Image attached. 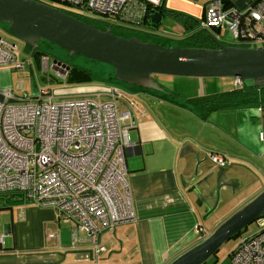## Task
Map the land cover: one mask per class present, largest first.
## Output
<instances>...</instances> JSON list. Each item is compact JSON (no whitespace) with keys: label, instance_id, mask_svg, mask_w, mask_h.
<instances>
[{"label":"crops","instance_id":"obj_1","mask_svg":"<svg viewBox=\"0 0 264 264\" xmlns=\"http://www.w3.org/2000/svg\"><path fill=\"white\" fill-rule=\"evenodd\" d=\"M209 1L162 0L160 11L162 17L180 27L174 36L184 37L195 31L194 25L185 28L164 10L189 17L199 24ZM225 1L245 9L256 0ZM208 31L215 38L221 30ZM41 55H35L39 65ZM152 78L159 87L153 92L127 88L135 100V107L133 126L128 129L130 144L124 148L125 179L135 219L112 229L99 224V242L105 251L94 253L87 242L71 244V223L58 220L50 205L23 200L18 193L0 195V235L3 236L0 264H168L216 227L218 222L210 217L202 222L203 207L194 203L195 196L188 192V185L183 181L187 180L196 162L195 155L203 161L201 168L217 169L207 159L208 151L223 153L231 159L226 175L238 179V188L248 176L255 177L252 166L262 169L259 161L264 164V144L259 135L262 118L257 113L258 106L214 111L201 118L180 102L229 91L232 86L222 88L223 82L217 80L221 77L158 74L157 79ZM102 84L105 83L76 84L57 90L71 95L91 92ZM6 86L0 80V89ZM160 94L178 102L160 97ZM233 161L241 164L233 165ZM261 182L264 187L263 176ZM48 232L56 233L58 240L47 239ZM78 236L83 237L80 233ZM218 259V256H211L203 264H217Z\"/></svg>","mask_w":264,"mask_h":264},{"label":"built area","instance_id":"obj_2","mask_svg":"<svg viewBox=\"0 0 264 264\" xmlns=\"http://www.w3.org/2000/svg\"><path fill=\"white\" fill-rule=\"evenodd\" d=\"M49 1L80 14L107 17L117 25L139 26L162 0ZM200 26L225 30L232 37L227 45H264V0L245 9L225 8L221 0H210ZM215 39L224 43L220 33ZM27 62L17 44L0 36V68L23 70ZM40 64L42 70L49 68L47 55H41ZM52 67L55 76L66 82L65 65L52 62ZM242 85L239 76L232 77V87ZM134 107L132 94L113 84L71 95L40 88L35 95L18 96L10 88L0 89V195L18 193L23 200L50 205L58 220L71 223V244L87 242L94 253L105 251L99 224L112 229L135 219L124 160ZM257 113L264 144V109L257 107ZM206 154L215 167L232 162L223 153ZM255 225L256 230L231 250L233 264H264V212ZM46 236L58 240L54 232Z\"/></svg>","mask_w":264,"mask_h":264},{"label":"water","instance_id":"obj_3","mask_svg":"<svg viewBox=\"0 0 264 264\" xmlns=\"http://www.w3.org/2000/svg\"><path fill=\"white\" fill-rule=\"evenodd\" d=\"M150 19L158 23L161 15L156 11ZM0 23L8 25V31L31 49H35L38 42L47 41L64 49L68 55L111 66L115 79L128 85L156 90L159 87L152 78L153 74L201 78L239 76L247 85H264V45L166 47L150 40L142 41L136 36H118L109 28L98 29L37 0H0ZM53 62L61 64L56 60ZM35 94L36 91H32L31 95ZM195 159L183 184L188 185V192L194 194V203L203 207L204 219L216 210L221 191L234 192L240 182L228 177L225 167L203 169V161L197 155ZM263 212L264 189L168 264L205 263L226 240L237 235Z\"/></svg>","mask_w":264,"mask_h":264},{"label":"rangeland","instance_id":"obj_4","mask_svg":"<svg viewBox=\"0 0 264 264\" xmlns=\"http://www.w3.org/2000/svg\"><path fill=\"white\" fill-rule=\"evenodd\" d=\"M101 20L106 22L111 21L107 17H101ZM150 26L151 25L149 23L145 22L144 24L139 26L122 25L120 29H122L127 33H134L136 31H146L147 29H150ZM155 29L156 32L158 33L157 35H161L164 37L166 36L169 37L170 39H176L174 41L169 42L170 45H172L171 47L178 45L185 46V43L188 42L182 39L183 35L174 36L178 31H180V27L177 28L175 24H173V22L167 17H162L157 27H155ZM166 33L169 35H166ZM0 36L10 42L17 44L20 49V56L22 58H28L30 61L29 63L32 64L30 66L29 63L27 62V66L23 70H15V69L8 70L5 68H0V71H4V74L0 73V80H2L4 84L5 83L7 84L6 87H1V88L12 89L14 95L21 96L23 94H26L27 96H30L32 91L34 90L36 91L37 89L40 88L48 89L50 91L51 90L57 91V89L61 87H66V88L71 86L73 87L76 86V84H86V85L94 84L89 82L67 84L65 81L58 79L55 76L54 68L52 67L53 60H56L69 67L79 66V67L87 68L92 72H94L95 74H98L97 77H106L113 75V70L107 65H104L99 62H94L82 56L68 55V53L64 49L57 47L54 44L45 45V43H40L38 46L39 49L43 50L44 54L48 55L50 62H49V68L47 70H42L41 64L39 65L37 62H35L36 54L31 52V49L29 48L28 45H26L24 42L20 41L19 39L15 38L8 31V25L0 23ZM220 37L221 40L224 41V43H221L219 41L214 42L213 40H208L204 44L206 46H212V45H217L216 42H218L220 44L227 45L228 42L232 41L231 35L223 29L220 31ZM161 42H163L166 47L169 46L168 42H166L165 40L163 41L161 40ZM261 45L262 44H257V45L247 44V46L250 47L253 46L257 47ZM152 76L154 77V79H157L158 74H153ZM212 78L213 77H211V79ZM214 78H219V77H214ZM231 78L232 77L228 76V77H221V79H217V80L223 82L224 85L222 88L225 87L230 88V86H232ZM176 79H182V78H176ZM235 163L241 164L240 162L238 163L233 161V165ZM259 163H260V168L262 169H255V167L252 166L253 169L252 171L255 177L248 176L245 183L244 184L242 183L241 187H239L234 192H227L225 190L221 191L219 204L216 210L209 216L212 221L218 222L217 225L221 223L223 220H225L232 213H234L236 210L241 208L243 205L251 201L257 194H259L261 190L264 189V187H262L263 183L261 182V176L264 177V168H263L264 164L261 161H259ZM229 166L226 167L227 173H229V169H228ZM211 169L216 170L215 168H211ZM205 220L206 218H204L202 222H204ZM255 230H256V225H255V221H253L250 224H248L243 229L242 232L226 240L219 247L217 252L213 255L219 257L218 259L219 262L217 260L216 263L229 264L230 262H232V259L229 257L230 250L233 248V246L242 236L252 233ZM208 264H210V262Z\"/></svg>","mask_w":264,"mask_h":264},{"label":"trees","instance_id":"obj_5","mask_svg":"<svg viewBox=\"0 0 264 264\" xmlns=\"http://www.w3.org/2000/svg\"><path fill=\"white\" fill-rule=\"evenodd\" d=\"M39 1L44 2L48 5H52V6L56 7L57 9L73 16L74 18H76V19H78V20H80L86 24H93L98 29L104 30L107 27V25L92 19L95 17L92 16V18H89V17H87V15L74 12L73 9L71 7L69 9V7L67 5L54 3V2H51L49 0H39ZM222 3H223L225 8L229 6V4L225 0H222ZM160 7H161V5L158 8L159 10H161ZM164 11L168 12V15L172 19H174V20L180 22L181 24H183L184 26H186L185 28L191 27L194 25L195 31H192V32L188 33V35L182 37L183 40L188 41L185 43V46H183V47L217 48L218 45L220 44V43L216 42L217 45L206 46L204 44L206 41H208V40H213L214 42L216 41V39L210 34L208 29L201 27L200 23L198 24V22L196 20L194 21L189 17L182 16L176 12L173 13V11H170V10H168V11L164 10ZM95 19H97V18H95ZM146 22L149 23L150 25H152L154 29L159 24V22L154 23L150 19H148V21H146ZM110 28H111V32L114 33L115 35H118V36L130 37L131 34H133V33H127L120 28H113V27H110ZM155 30L153 31L154 34H151L152 37H149L150 41L155 42V43H159V44L165 46V44L163 42H161V40L162 41L165 40L166 42H168L169 46H172L169 43V42H171L169 37L157 35L158 33ZM158 37H160V38H158ZM140 39L142 41L147 40L146 38H140ZM40 43H45V45L46 44L51 45V43L42 40V41L38 42L35 49H31V47L29 46L32 53H35L36 55L44 54L43 50L39 49L38 45ZM243 43H245V42H242L241 46L250 47V46H247ZM44 55H46V54H44ZM104 65H106V64H104ZM107 66H109V65H107ZM109 67L113 70V68L111 66H109ZM97 76H98V74H95L94 72H92L91 70H89L87 68L79 67V66H71L68 73H67L66 83L67 84L88 83V82L89 83H95V84L96 83L97 84L98 83L99 84L105 83V84H109V85L110 84L118 85L120 87H124L126 90H128L127 88H132V89H140V90H144V91H148V92L154 91L151 89H146V88L138 87L135 85H128V84L122 83V82L116 80L114 75L106 76V77H97ZM160 97H163V98L165 97L171 101H175L172 97H169V96L164 95V94L161 95ZM175 102H178V100ZM180 104L183 105L184 107L189 108L190 110L192 109L193 111L198 113V115L201 118H205L209 113L214 112V111L233 110V109H236L239 107L256 105V106L264 109V85L254 87L251 84L247 85L246 83L243 82L242 86L232 87L231 90H229V91L213 93V94H209L206 96L186 99V100L181 101ZM243 229L240 232H242ZM243 237L244 236H242L241 238H243ZM241 238L237 241V243L241 240ZM231 250H230V252H231ZM230 252H229V257H230Z\"/></svg>","mask_w":264,"mask_h":264},{"label":"flooded vegetation","instance_id":"obj_6","mask_svg":"<svg viewBox=\"0 0 264 264\" xmlns=\"http://www.w3.org/2000/svg\"><path fill=\"white\" fill-rule=\"evenodd\" d=\"M161 4V3H160ZM160 6V5H159ZM159 6L158 7H155L154 9H153V11H151V13L148 15V19H150V15L152 14V13H154V12H159L160 13V15H161V18H162V14H161V12H160V10L158 9L159 8ZM87 17H89L88 15H87ZM89 18H92V17H89ZM96 18V17H95ZM95 18H92V19H94V20H96V21H99V22H101V23H103V24H105V25H107V27L106 28H109L110 29V31H111V28L110 27H113V28H121V26L122 25H117V24H114V23H111V22H106V21H103V20H101V19H99V18H97V19H95ZM151 20V19H150ZM148 21V20H147ZM146 22V21H145ZM144 24V23H143ZM125 25V24H124ZM105 28V29H106ZM155 29L153 28V26L151 25L150 26V29H147L146 31H136V32H134L133 34H131V36H136V37H138V38H146L147 40H150L149 39V37H152L151 36V34H154L153 33V31H154ZM156 31V30H155ZM114 34V33H113ZM171 41H174V40H176V39H170ZM220 45V44H219ZM218 45V46H219ZM179 46V45H178ZM183 47V46H182ZM69 69H70V67L68 68V71H69ZM217 168H219V167H217ZM226 168V167H225ZM225 191H227V192H230V191H228V190H225Z\"/></svg>","mask_w":264,"mask_h":264}]
</instances>
